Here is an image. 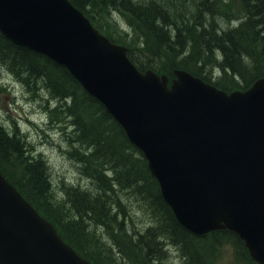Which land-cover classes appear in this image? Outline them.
<instances>
[{
    "label": "trees",
    "instance_id": "16d2710c",
    "mask_svg": "<svg viewBox=\"0 0 264 264\" xmlns=\"http://www.w3.org/2000/svg\"><path fill=\"white\" fill-rule=\"evenodd\" d=\"M70 1L126 45L140 70L172 76L183 68L227 91L264 76V0ZM114 12L127 27H119ZM0 66L31 92L43 90L50 115L65 117L67 154L80 180L51 185L45 159L31 154L16 126L6 127L8 135L1 124L0 170L80 255L92 264H164L171 244L181 264H220L222 249L231 250L232 264H256L232 231L196 236L176 221L142 153L64 66L1 33ZM133 200L145 220L127 212Z\"/></svg>",
    "mask_w": 264,
    "mask_h": 264
},
{
    "label": "water",
    "instance_id": "95a60500",
    "mask_svg": "<svg viewBox=\"0 0 264 264\" xmlns=\"http://www.w3.org/2000/svg\"><path fill=\"white\" fill-rule=\"evenodd\" d=\"M0 31L64 65L105 106L184 228L233 230L264 264V77L227 93L175 69L168 86L69 0H0ZM0 264H91L1 172Z\"/></svg>",
    "mask_w": 264,
    "mask_h": 264
},
{
    "label": "rangeland",
    "instance_id": "374dc122",
    "mask_svg": "<svg viewBox=\"0 0 264 264\" xmlns=\"http://www.w3.org/2000/svg\"><path fill=\"white\" fill-rule=\"evenodd\" d=\"M114 16L119 27H127L120 12H114ZM101 22L105 23L103 20ZM109 28L107 29L113 33L112 27L109 26ZM44 94L43 91L31 92L29 88L27 89L20 84L18 80L13 79V76H10L4 67L0 66V110H3L4 113V117L0 118V124L8 128L11 127L12 120H14L20 130L21 127L24 128L23 134H25V137L31 136L32 138L30 150L33 151L35 145L40 149L41 153L47 154L44 159L48 160L52 165L51 170L48 169L51 172L52 179L56 181L55 184L61 178L65 182H77V180H80L77 166L67 154L69 141L64 135L66 119L62 113H60L61 115L54 114V116L50 115L47 110L43 112V108L49 103L45 99L47 95ZM47 97L49 98V96ZM17 100L27 104V111L17 105ZM5 120H7V123H5ZM134 202L135 200L129 203L127 212L133 214L134 221L138 219L145 220L146 211L142 213L143 211L137 206L142 204H135ZM146 215L149 219L150 216ZM219 254L220 256L217 260L220 264L234 263L230 249H222Z\"/></svg>",
    "mask_w": 264,
    "mask_h": 264
},
{
    "label": "clouds",
    "instance_id": "9594fccd",
    "mask_svg": "<svg viewBox=\"0 0 264 264\" xmlns=\"http://www.w3.org/2000/svg\"><path fill=\"white\" fill-rule=\"evenodd\" d=\"M235 23H236V21H233V24H235ZM41 91H43V90H41ZM16 103H17V105L19 107H22V108L25 109V111H27V107L28 106L23 101L17 100ZM3 117H4L3 110H0V118H3ZM5 123H7V120H5ZM6 131H8V135H12V132L10 130H8L7 128H6ZM21 132L22 133L24 132V128L23 127H21ZM25 139H26L27 142L31 143V140H32L31 136H26ZM31 154L33 156H38L39 158H44L47 155L46 153H41L40 149L38 147H36L35 145H34V148H33V151L31 152ZM45 165H46L47 168H49L51 170L52 165L46 159H45ZM55 183H56V181L51 178V172H50V184L54 186ZM63 195H64L63 193H59L58 194V196H61V197ZM167 251L170 254V259L168 261V264H180V253H179L178 247L175 246V245L169 244L168 248H167Z\"/></svg>",
    "mask_w": 264,
    "mask_h": 264
},
{
    "label": "bare ground",
    "instance_id": "6f19581e",
    "mask_svg": "<svg viewBox=\"0 0 264 264\" xmlns=\"http://www.w3.org/2000/svg\"><path fill=\"white\" fill-rule=\"evenodd\" d=\"M72 155V154H71ZM71 158V157H70ZM86 184V183H85ZM170 259V256H166L164 259V264H168V261Z\"/></svg>",
    "mask_w": 264,
    "mask_h": 264
}]
</instances>
